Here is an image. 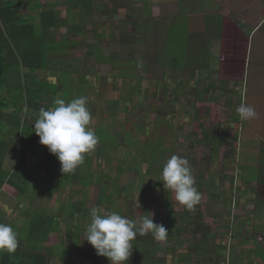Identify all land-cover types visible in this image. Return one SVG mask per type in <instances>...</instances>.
Listing matches in <instances>:
<instances>
[{"label": "crops", "instance_id": "0c3cea01", "mask_svg": "<svg viewBox=\"0 0 264 264\" xmlns=\"http://www.w3.org/2000/svg\"><path fill=\"white\" fill-rule=\"evenodd\" d=\"M9 3L38 68L7 82L26 97L0 177L18 247L0 264H109L83 238L97 206L167 229L164 242L137 234L127 264H264V0ZM78 97L99 142L64 176L32 129L41 108ZM242 103L255 117L241 121ZM172 155L201 194L192 211L160 181Z\"/></svg>", "mask_w": 264, "mask_h": 264}, {"label": "clouds", "instance_id": "9594fccd", "mask_svg": "<svg viewBox=\"0 0 264 264\" xmlns=\"http://www.w3.org/2000/svg\"><path fill=\"white\" fill-rule=\"evenodd\" d=\"M86 105V97L67 102L55 99L51 108L40 109L34 122L32 131L39 137L40 144L47 146L49 152L56 156L64 176L73 174L83 164L85 155L95 151L99 142L90 127L92 117ZM235 111L241 121L256 115L254 108L243 103ZM160 181L165 189L175 194L179 205L189 211L194 210L201 200L189 161L184 157L172 155L162 166ZM90 216L83 238L98 256L106 257L109 264H127L132 255V241L137 234L145 236L151 233L158 242L166 241L169 234L165 226L154 223L151 213L136 221L97 206L90 210ZM17 247L18 233L11 225L0 223V253L13 254Z\"/></svg>", "mask_w": 264, "mask_h": 264}, {"label": "trees", "instance_id": "16d2710c", "mask_svg": "<svg viewBox=\"0 0 264 264\" xmlns=\"http://www.w3.org/2000/svg\"><path fill=\"white\" fill-rule=\"evenodd\" d=\"M15 10L13 3H6L0 8V15L3 18V21L5 23L4 30L0 29V130L6 131V135L9 134L10 130L15 131H21L20 127L22 124V120L19 119V114L21 110H23L24 104H25V93H23L22 88L17 89H10L9 93L10 95L7 96L5 99L2 98V90H3V83L5 79V74L7 70H14L21 66L23 67H29L30 69L38 68L37 65H34L32 61L34 60L35 56L31 53L33 50H28L26 48L21 49L15 42V35H14V27H17V24H15ZM20 31L23 33L26 30L19 28ZM20 32V33H21ZM39 51V50H38ZM6 84V81L4 85ZM17 91H19V95L14 94ZM29 97L35 98L32 94V91L30 93H27ZM29 101V99H28ZM10 102L13 103L14 109H16V114L12 115L10 112ZM9 114L5 115L4 114ZM7 126H10L9 129L6 130ZM10 138H7L4 136V138L0 139V177L2 172V161L4 159V155L9 149V140Z\"/></svg>", "mask_w": 264, "mask_h": 264}, {"label": "rangeland", "instance_id": "374dc122", "mask_svg": "<svg viewBox=\"0 0 264 264\" xmlns=\"http://www.w3.org/2000/svg\"><path fill=\"white\" fill-rule=\"evenodd\" d=\"M15 72H13V73H7V75L5 74V77L6 78H9V79H4V83H5V80H6V84L4 85V83H3V90H2V98H7V96H9L10 95V93H9V86H7V82H9L10 84H12L13 86H17L16 84H20L21 83V81H22V78H21V74H20V71L19 70H14ZM12 86V87H13ZM11 87V88H12ZM15 88H17V87H15ZM19 91H17L16 93H14V94H17V95H19ZM7 99H10V98H7ZM24 113V112H23ZM5 115H9V114H7V112H6V114H4L3 116H5ZM10 127V126H9ZM6 130H7V128H6ZM12 131H15V130H12ZM9 132H11V131H9ZM12 133V132H11ZM15 133V132H14ZM4 136H6V131L4 130V131H1L0 130V139L1 138H4Z\"/></svg>", "mask_w": 264, "mask_h": 264}, {"label": "built area", "instance_id": "2783aa9c", "mask_svg": "<svg viewBox=\"0 0 264 264\" xmlns=\"http://www.w3.org/2000/svg\"><path fill=\"white\" fill-rule=\"evenodd\" d=\"M11 0H0V8L6 4V3H9ZM4 27H5V23L3 21V18L1 17L0 15V29L4 30Z\"/></svg>", "mask_w": 264, "mask_h": 264}, {"label": "water", "instance_id": "95a60500", "mask_svg": "<svg viewBox=\"0 0 264 264\" xmlns=\"http://www.w3.org/2000/svg\"><path fill=\"white\" fill-rule=\"evenodd\" d=\"M0 79H1V74H0Z\"/></svg>", "mask_w": 264, "mask_h": 264}]
</instances>
